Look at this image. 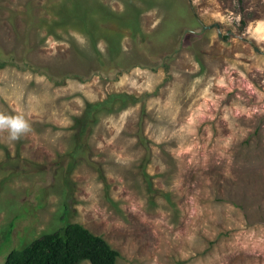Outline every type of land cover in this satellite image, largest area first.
<instances>
[{
  "label": "rangeland",
  "instance_id": "1",
  "mask_svg": "<svg viewBox=\"0 0 264 264\" xmlns=\"http://www.w3.org/2000/svg\"><path fill=\"white\" fill-rule=\"evenodd\" d=\"M0 116V264L67 222L117 264H264V0H0Z\"/></svg>",
  "mask_w": 264,
  "mask_h": 264
},
{
  "label": "trees",
  "instance_id": "2",
  "mask_svg": "<svg viewBox=\"0 0 264 264\" xmlns=\"http://www.w3.org/2000/svg\"><path fill=\"white\" fill-rule=\"evenodd\" d=\"M87 128L82 127L79 152H85ZM144 168V167H143ZM142 174L151 191L149 177ZM118 253L101 237L77 223H65L57 231L45 234L22 249L12 250L4 264H117Z\"/></svg>",
  "mask_w": 264,
  "mask_h": 264
},
{
  "label": "clouds",
  "instance_id": "3",
  "mask_svg": "<svg viewBox=\"0 0 264 264\" xmlns=\"http://www.w3.org/2000/svg\"><path fill=\"white\" fill-rule=\"evenodd\" d=\"M0 128L7 129L11 140L18 139L22 134L29 131L30 126L23 117L0 116Z\"/></svg>",
  "mask_w": 264,
  "mask_h": 264
}]
</instances>
